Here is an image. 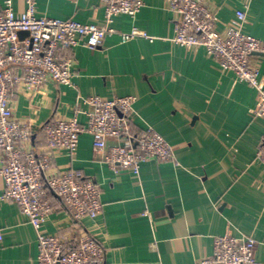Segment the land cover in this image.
Listing matches in <instances>:
<instances>
[{"label": "crops", "instance_id": "1", "mask_svg": "<svg viewBox=\"0 0 264 264\" xmlns=\"http://www.w3.org/2000/svg\"><path fill=\"white\" fill-rule=\"evenodd\" d=\"M224 31L246 11V34L264 41V0H203ZM135 16L114 18L104 43L95 50L82 44L67 51L74 58L71 85L48 80L35 93L13 96L14 118L31 128L26 150L46 144L44 126L57 119L87 121L83 98L134 96L132 129L158 131L174 146L176 159L144 162L140 174H117L93 137L83 133L77 149L59 151L54 165L93 178L102 191L101 216L74 222L51 192L46 234L65 239L74 249L83 232L105 250L107 264H192L213 254L220 235L253 237L255 256L264 264V161L257 158L264 116L256 113L258 90L223 71L203 47L176 44L177 23L165 0H144ZM5 0H0L4 8ZM19 11L24 0H16ZM38 15L106 24L100 0H36ZM144 37L123 43L120 32ZM264 82V53L252 56ZM109 141L108 146L114 145ZM0 155V167L2 166ZM5 189L0 175V193ZM0 264H39L38 232L13 201L0 204Z\"/></svg>", "mask_w": 264, "mask_h": 264}, {"label": "built area", "instance_id": "2", "mask_svg": "<svg viewBox=\"0 0 264 264\" xmlns=\"http://www.w3.org/2000/svg\"><path fill=\"white\" fill-rule=\"evenodd\" d=\"M26 9L19 11L16 0H5L0 8V155L5 189L0 204L15 202L38 232L39 264H107L104 247L89 233L80 235L74 249L65 246V239L46 234L43 229L52 211L46 198L54 193L72 215L74 222L98 219L103 211L100 185L73 169L54 165L59 151L74 152L83 133L93 137L95 153H101L117 174L132 171L140 174L144 162L176 159L174 146L158 131L147 128L138 133L132 129L135 113L134 96L83 98L89 105L87 121L77 117L48 122L43 130L46 144L40 150H26L31 128L14 118L13 96L20 89L39 91L48 80L71 85L74 58L67 51L80 44L95 50L100 47L117 15L135 17L144 0H100L106 11V24L81 23L74 19L40 16L36 0H24ZM177 23L174 42L187 48L203 47L223 71L258 90L256 113L264 116V82L260 66L253 61L255 53H264V41L246 34V11L238 12V24L221 31L216 16L203 0H165ZM20 32L29 34L23 38ZM123 43L136 37L154 38L136 28L120 32ZM109 141L115 144L108 146ZM257 158L264 161V133ZM2 232L0 231V240ZM257 241L253 237L220 235L214 239L213 254L192 264H258Z\"/></svg>", "mask_w": 264, "mask_h": 264}, {"label": "water", "instance_id": "3", "mask_svg": "<svg viewBox=\"0 0 264 264\" xmlns=\"http://www.w3.org/2000/svg\"><path fill=\"white\" fill-rule=\"evenodd\" d=\"M29 33L28 32H20V37L23 38L27 36Z\"/></svg>", "mask_w": 264, "mask_h": 264}]
</instances>
